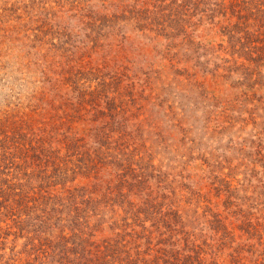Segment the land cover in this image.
Instances as JSON below:
<instances>
[{
  "label": "rangeland",
  "instance_id": "374dc122",
  "mask_svg": "<svg viewBox=\"0 0 264 264\" xmlns=\"http://www.w3.org/2000/svg\"><path fill=\"white\" fill-rule=\"evenodd\" d=\"M118 3L0 0V264H84L71 253L82 241L132 258L140 245L142 264H264V66L234 48L229 20L221 32L197 6L166 1L168 39L156 20L100 19L121 15ZM250 3L263 19L264 1ZM69 103L91 166L40 134ZM102 121L109 136L91 132ZM94 184L89 210L81 197L71 202L82 212L49 199ZM146 199L156 207L148 230L132 231Z\"/></svg>",
  "mask_w": 264,
  "mask_h": 264
},
{
  "label": "trees",
  "instance_id": "16d2710c",
  "mask_svg": "<svg viewBox=\"0 0 264 264\" xmlns=\"http://www.w3.org/2000/svg\"><path fill=\"white\" fill-rule=\"evenodd\" d=\"M133 1V3H132ZM166 1L169 0H119V6H123L121 15H118L114 13L111 17L108 16V14H104L101 16V20H108L110 22H114L113 20H131L134 19L137 22L139 21H149V20H156L152 21V23H155L157 25L154 29V31L158 35H163L164 32L167 31L168 27H171V24H166L164 20H169L167 17L168 14L171 17V13H165L164 10L166 9L165 6L167 5ZM179 0H170V5L173 6L177 4ZM193 0H183V5L186 8H183V11L187 10L189 13H193L194 8L193 6H197L198 11H206L210 12V16L208 17V20H213L214 23L218 25L220 28L221 32L223 31L222 29V21L221 20H229L228 24H231L233 27L231 29V37H236L235 42H234V48H238L239 50H244V51H252V58L254 57V67L257 65V68L264 66V22L261 20H264V11L262 10L263 14H261L260 19L257 17L253 7H248L251 0H230L229 6H226L225 2L226 0H221V4H217L215 0H196L195 3L192 2ZM201 1V2H199ZM264 1V0H261ZM132 4H131V3ZM159 2V4H158ZM208 5L209 7H204L203 9H199L200 5ZM110 5H114V3H106ZM182 4V3H181ZM150 5L153 7V10L151 11L147 6ZM221 5L222 10L218 11L219 15H216V9L214 6H219ZM264 5V4H263ZM140 6V7H138ZM117 8V7H116ZM117 8V9H118ZM172 12H176V7L174 6L171 10ZM183 13V15H184ZM129 14L130 16H128ZM171 20H181V18H171ZM235 20V23L233 24L232 21ZM102 24V23H101ZM104 25H107L105 21H103ZM148 24V23H147ZM224 26V29L227 31L229 25ZM113 24H108V26H112ZM138 25V24H137ZM139 26V25H138ZM140 27V26H139ZM185 31V30H184ZM168 36V39L170 36L168 34H164ZM255 51V52H254ZM255 55V56H254ZM251 58V59H252ZM257 63V64H256ZM251 65V64H250ZM253 67V69H254ZM261 73V72H259ZM253 74V71L251 75ZM261 75V74H260ZM264 87L263 83L258 84V90L260 91ZM251 89V88H250ZM71 103V102H70ZM68 104V109H72L71 111H68L67 108L64 109V113L60 115L58 119H54L52 121H44L42 124V127L39 129L40 134L43 133V135H46V137H50L52 134H55L57 136L55 142L51 144L50 146V151H53L57 154H60L61 152L65 151L68 156L71 155H77V160L82 163V164H91L95 162V160L88 154L87 151L84 150V147L87 146L88 142L83 143L85 136H79L80 134V127L78 126H73L74 123L77 122L78 116H80L79 110L75 106ZM74 104V103H73ZM74 109V110H73ZM93 121H97L94 119ZM102 126L100 127H95L92 131H98L96 132V135L98 136V133H101L103 135L109 136L108 132H105V127L109 123H105L102 121L100 122ZM68 124L69 126L64 128L63 130L61 129L62 125ZM100 128V129H99ZM113 131V130H110ZM59 137V139H58ZM50 141V140H49ZM83 143V144H81ZM46 149V148H45ZM73 151V152H72ZM72 152V153H71ZM260 152H264V148L260 149ZM71 153V154H70ZM91 157V158H90ZM89 162V163H88ZM41 163H37L36 167H39ZM89 171V170H88ZM90 171H93V168L90 169ZM89 171V172H90ZM134 182L130 183V187H132ZM63 190L60 195H55V196H49V199L54 200L57 204L59 201H65L68 200V208L69 209H74L76 211H81L79 206H74L72 205V202H75L76 204L78 203V197H81V201L83 203V207L85 210H89L93 203H97L99 199L96 200L93 196L97 197V192H99L100 188L99 185L94 184L91 186H79L76 185L73 188L66 189V185H62ZM101 186V184H100ZM103 188V186L101 187ZM130 190H133V188H129ZM129 190L130 193H133ZM14 197L16 196L15 202L21 203L22 199L21 194L23 193L22 191H19V188L14 189ZM35 193V192H34ZM49 193V192H48ZM63 193H67V197H64ZM130 193H126V195H130ZM136 196H141L142 194H135ZM141 199V198H140ZM24 201V200H23ZM38 201V200H36ZM49 200L46 201L48 203ZM140 200L138 202H133L135 206L140 205ZM132 204V203H131ZM59 205V204H58ZM40 204H36L33 206L34 210L39 209ZM141 207L137 210V213H142L145 211V223L139 224V225H131L132 231L137 229V228H142L143 230H148L145 226L146 221L151 220V217L155 212V205L152 203V201L146 199L144 202H142ZM42 213H45V209L42 211ZM171 214V213H170ZM168 212H166L164 215L165 217L170 215ZM149 215V216H148ZM84 219L82 218L81 214H78L76 216H71L69 219L74 221L76 219ZM156 217V216H155ZM61 220H65L62 219ZM67 221V220H66ZM176 223V221H175ZM167 228L171 226V223L169 221H164L163 223ZM152 226H155V222L152 223ZM137 227V228H136ZM64 232V230H62ZM74 231V230H72ZM255 231L261 232L262 231L257 230L255 228ZM149 234H152L149 231ZM262 239V236H260V240ZM130 243V241H128ZM83 246L79 251L76 250H71L72 254L74 255V258L78 260V263H81L84 261V264H142V261L140 262L139 258V247L140 245H135V254L137 257L132 258L131 257V252L130 249L127 248L126 250H119L118 245L119 244H108L104 246V249H100L99 245H95V243L90 244L89 246H85V241H82ZM264 243L260 241L259 245H263ZM82 245V244H81ZM125 247V246H124ZM66 251H68L66 249ZM126 253L127 256H124L121 258V255L123 253ZM110 260V261H109ZM150 262L147 261L143 264H149Z\"/></svg>",
  "mask_w": 264,
  "mask_h": 264
}]
</instances>
